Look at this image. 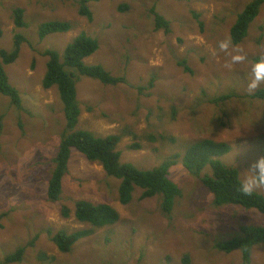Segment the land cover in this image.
Returning <instances> with one entry per match:
<instances>
[{"label": "rangeland", "instance_id": "374dc122", "mask_svg": "<svg viewBox=\"0 0 264 264\" xmlns=\"http://www.w3.org/2000/svg\"><path fill=\"white\" fill-rule=\"evenodd\" d=\"M253 1L97 0L89 3V20L79 13L81 0H0V48L13 50L17 34L27 39L17 61L6 66L24 110H15L10 98L0 95V260L27 246L17 264H186V256L190 264H243L240 250L227 254L215 250V244L240 236L242 225L264 226V216L238 205L216 206L214 195L184 167L182 157L202 139L230 144L220 159L238 171L264 156V100L248 97L254 93L247 87L248 64L226 67L227 57L218 49L220 41L232 43L231 28ZM17 8L25 10L28 27L14 24ZM156 13L169 22L168 31L157 28ZM51 21L68 22L72 29L41 40L40 25ZM82 32L100 43L84 62L101 65L127 82L110 86L81 77L77 129L97 137L121 136V162L139 169H153L178 155L169 178L182 193L171 216L161 208L162 195L142 199L138 187L133 200L122 204L120 180L76 149L59 201L48 198L66 119L58 88L42 84L48 62L44 52L63 54ZM232 45L242 48L249 62L264 55V3L246 38ZM183 61L192 73L179 64ZM228 94L229 100L213 102ZM205 175H212L210 166L202 171ZM257 193L264 196V188ZM81 200L111 205L120 220L95 229L62 253L54 235L92 229L76 218ZM31 241L34 245L28 246ZM252 264H264V244L253 249Z\"/></svg>", "mask_w": 264, "mask_h": 264}, {"label": "trees", "instance_id": "16d2710c", "mask_svg": "<svg viewBox=\"0 0 264 264\" xmlns=\"http://www.w3.org/2000/svg\"><path fill=\"white\" fill-rule=\"evenodd\" d=\"M97 0H81L79 13L92 20L93 13L89 3ZM264 0H254L240 13L236 22L231 28V39L234 45L240 44L248 35L250 25L259 14V10ZM127 9L123 6L122 9ZM158 25L157 28H164L168 31L169 22L158 13L155 14ZM25 10L17 8L13 13V21L17 28L28 27L25 22ZM72 29V24L63 21L45 22L40 25L39 37L44 40L51 34L66 33ZM3 31L0 27V40ZM27 41L24 35L15 36L13 50L6 51L0 48V95L10 98L11 107L17 111L24 110L20 91L14 87L9 79L6 66L17 61L22 45ZM100 48L97 39L87 35L85 32L79 34L72 43L67 45L64 53L57 50L47 49L44 55L48 57L47 72L43 79L44 89L58 88L59 96L63 103V110L66 119V126L62 132L59 148L54 158V169L48 181V198L50 201H59L62 189L63 178L69 170V160L71 150L76 149L92 163L98 162L103 167L109 177L120 180L119 200L127 205L133 200V193L136 187L142 189L141 198L148 199L157 195H162L161 208L165 215L171 216L176 199L181 196L182 190L170 180V169L178 164L179 156L167 159L153 169H139L132 163L121 162V152L118 146L121 136L110 135L107 137H97L88 130L77 129L82 114L81 105L78 100L77 82L81 77H87L101 82L104 85L117 86L126 83L125 77L113 75L101 65H88L85 59L95 54ZM186 72L193 70L186 61L179 63ZM153 80L150 82L152 87ZM231 94L215 97L213 102L218 104L229 100ZM251 99L264 100V87L248 96ZM175 115V113H174ZM165 138L164 136H160ZM152 139L157 140L155 136ZM137 144L135 148H139ZM231 150L227 142H218L212 139H202L191 143L186 149L182 162L184 167L192 174L201 178L204 185L214 195L216 206L238 205L247 210L254 209L264 216V196L254 193L251 196H244L238 191L239 171L234 167H229L221 161V157ZM210 166L212 175L201 176L202 171ZM65 216H69L67 209ZM75 215L77 220L92 229L68 234L64 231L53 236L54 243L62 253H69L74 245L89 237L95 229L106 228L116 224L120 220V213L109 204H93L86 200L78 201L75 205ZM0 216V227L2 218ZM241 235L233 237L227 241H220L215 244V250L230 254L240 250L243 264H252L253 249L257 245L264 244V226L242 225ZM37 237H35L34 241ZM34 243L31 241L28 246ZM27 246L18 247L17 250L0 260V264H17L23 261ZM185 263L190 264L188 257Z\"/></svg>", "mask_w": 264, "mask_h": 264}, {"label": "clouds", "instance_id": "9594fccd", "mask_svg": "<svg viewBox=\"0 0 264 264\" xmlns=\"http://www.w3.org/2000/svg\"><path fill=\"white\" fill-rule=\"evenodd\" d=\"M218 49L227 57L226 67L233 68L248 64L246 78L250 93L264 86V55L254 62H249L247 53L239 46L234 47L230 40L220 41ZM262 188H264V156L254 161L249 169L239 171L238 181V191L244 196H251Z\"/></svg>", "mask_w": 264, "mask_h": 264}]
</instances>
